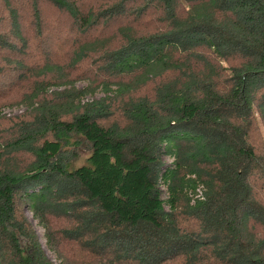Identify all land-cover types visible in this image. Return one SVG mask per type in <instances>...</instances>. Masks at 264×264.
<instances>
[{"label": "trees", "instance_id": "16d2710c", "mask_svg": "<svg viewBox=\"0 0 264 264\" xmlns=\"http://www.w3.org/2000/svg\"><path fill=\"white\" fill-rule=\"evenodd\" d=\"M116 21L120 43L92 47L89 84L50 98L37 82L30 117L0 130V264H264V153L251 138L264 121V0H0V99L29 79L32 38L50 60L45 36L75 35L76 66Z\"/></svg>", "mask_w": 264, "mask_h": 264}, {"label": "rangeland", "instance_id": "374dc122", "mask_svg": "<svg viewBox=\"0 0 264 264\" xmlns=\"http://www.w3.org/2000/svg\"><path fill=\"white\" fill-rule=\"evenodd\" d=\"M49 17V26L51 30L57 33V27L59 26L62 33H66L70 22L69 21H58L59 17L55 10L51 8H47ZM58 21V22H57ZM121 22L116 21L109 24L108 27L100 26L99 31L93 32L89 38H87L89 45L86 47L87 49L91 48V50L87 51L86 58L78 63L76 66H72L71 62L73 57L72 51L73 48L79 51V47L82 45L81 43H76L74 47H71L70 40L75 37V35L62 34L60 37V42H58V38L54 35H46L44 42L52 44L51 47H48V52L50 54V60L48 57L42 53V45L41 42H37L35 39H31V42L35 46L32 49V56L29 58V62L31 65V74L29 75V79L23 82L20 86L16 87L8 97L0 99V130L6 129L10 127L13 123L18 122L22 119H27L32 114V108L30 102L26 98L27 96L36 88V83L40 82L43 84V89L48 97H54L55 91L70 87L73 83L78 87L86 86L89 84L90 79H86L85 74H89L93 69H96L94 66V60L97 59L99 54L97 51H101L106 47H113L120 43V32L121 31ZM136 31L139 33L147 32L148 30L144 28H136ZM60 32V30H59ZM32 35H35V28L32 27ZM98 37V40L101 39L100 42L103 41L101 47L98 45L91 46L90 43H95V39ZM43 44V43H42ZM92 47L98 49L97 51H93ZM35 49V50H34ZM41 51V52H40ZM44 55V58H40ZM44 61V62H43ZM48 63L45 66L44 63ZM223 65H229L227 62H223ZM73 79H81V80H73ZM102 78H99L98 81H101ZM92 80V79H91ZM73 81V82H72ZM155 83L151 82L147 86L141 88L139 91L135 92L133 96H142V95H152L153 88ZM113 88H116L113 86ZM95 92L87 95L83 98V101L92 100L94 98H100L105 95V92L102 87H97ZM257 129H255L252 133V140L256 144L258 150L264 153V121L258 118ZM88 152L81 150V157L76 165H81L85 162V158L87 157ZM166 162H170V158H166ZM264 200V193H260ZM28 216L32 218L31 213H28ZM33 225L35 226L39 239L43 244L48 256L58 262V259L49 248L46 243V239L44 236V228L39 226L35 220H32Z\"/></svg>", "mask_w": 264, "mask_h": 264}]
</instances>
